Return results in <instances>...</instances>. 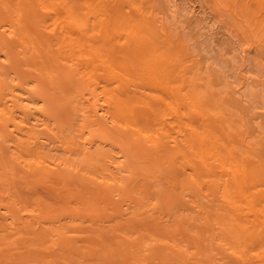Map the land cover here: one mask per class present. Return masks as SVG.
<instances>
[{"label":"bare ground","instance_id":"obj_1","mask_svg":"<svg viewBox=\"0 0 264 264\" xmlns=\"http://www.w3.org/2000/svg\"><path fill=\"white\" fill-rule=\"evenodd\" d=\"M156 1L0 0V264H264V74L232 108Z\"/></svg>","mask_w":264,"mask_h":264},{"label":"rangeland","instance_id":"obj_2","mask_svg":"<svg viewBox=\"0 0 264 264\" xmlns=\"http://www.w3.org/2000/svg\"><path fill=\"white\" fill-rule=\"evenodd\" d=\"M156 3L158 4L157 7H160L158 8L160 11L162 9L167 11L170 6L173 9L176 8L175 14L172 12L167 13L169 10L165 14L168 15L170 23L174 26L173 28H176L181 33L183 32L185 37L189 39L188 41L192 42L191 44L199 57L202 55L200 57L202 58L201 65L203 67L206 65L204 73L207 74L206 72L213 71V67L214 69L216 68L217 72L220 73L221 71L222 74L220 76L223 75L224 79L220 78V83H223L221 87L220 83L218 84L219 90L222 87L224 90L227 85L233 87L234 85L232 84L234 82L239 86L243 85V80L239 79L241 77L238 74L239 69L237 71V67L245 66L244 61H246L245 67L250 71H248L251 73L250 75H254L253 72L264 74L263 48L258 47L246 50L248 44L251 43L250 38L241 31L240 23L214 0H157ZM241 63H243V66ZM250 79L243 85V90L241 89V93L243 92L244 94L243 97L246 98H244V102L248 104L250 99L248 102L247 98L252 99V97L254 102L257 101V104L264 102V83L257 84L254 81L251 82L252 79ZM230 81L234 82L231 84ZM239 81H241V84H239ZM229 87L225 89H228L227 95L231 94V88ZM223 90L221 91L225 95L227 91L224 92ZM226 97H228L226 103L229 102L228 104L232 105V108L235 105L234 107L239 110V102L237 103L232 95ZM253 100L251 101L253 102Z\"/></svg>","mask_w":264,"mask_h":264}]
</instances>
